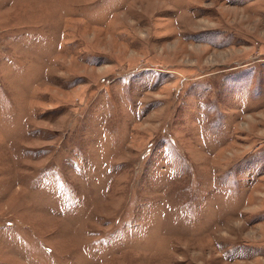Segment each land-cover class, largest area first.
Returning a JSON list of instances; mask_svg holds the SVG:
<instances>
[{
  "label": "rangeland",
  "instance_id": "obj_1",
  "mask_svg": "<svg viewBox=\"0 0 264 264\" xmlns=\"http://www.w3.org/2000/svg\"><path fill=\"white\" fill-rule=\"evenodd\" d=\"M0 264H264V0H0Z\"/></svg>",
  "mask_w": 264,
  "mask_h": 264
}]
</instances>
